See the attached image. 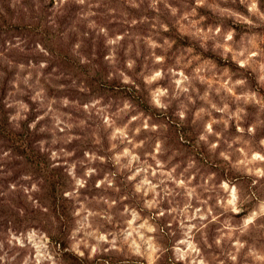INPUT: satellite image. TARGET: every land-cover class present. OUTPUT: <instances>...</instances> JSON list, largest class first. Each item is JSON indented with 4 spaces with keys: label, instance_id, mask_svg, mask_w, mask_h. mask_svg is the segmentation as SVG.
Masks as SVG:
<instances>
[{
    "label": "clouds",
    "instance_id": "1",
    "mask_svg": "<svg viewBox=\"0 0 264 264\" xmlns=\"http://www.w3.org/2000/svg\"><path fill=\"white\" fill-rule=\"evenodd\" d=\"M0 264H264V0H0Z\"/></svg>",
    "mask_w": 264,
    "mask_h": 264
}]
</instances>
